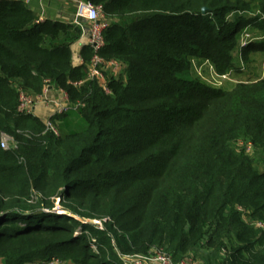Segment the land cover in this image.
I'll list each match as a JSON object with an SVG mask.
<instances>
[{
    "label": "trees",
    "instance_id": "obj_1",
    "mask_svg": "<svg viewBox=\"0 0 264 264\" xmlns=\"http://www.w3.org/2000/svg\"><path fill=\"white\" fill-rule=\"evenodd\" d=\"M89 1L110 21L101 57L123 66L105 73L109 93L85 81L90 47L74 66L78 28L0 0V264H125L154 250L264 264V78L225 89L192 76L200 60L231 73L264 0ZM250 47L264 54V40ZM45 82L84 105L52 118L57 134L18 111Z\"/></svg>",
    "mask_w": 264,
    "mask_h": 264
},
{
    "label": "built area",
    "instance_id": "obj_2",
    "mask_svg": "<svg viewBox=\"0 0 264 264\" xmlns=\"http://www.w3.org/2000/svg\"><path fill=\"white\" fill-rule=\"evenodd\" d=\"M76 3V17L73 25L81 31V38L76 43L77 49L73 51V63L74 66L78 67L83 65L84 61L82 59V49L84 47H90L93 50L94 56L88 67V74L85 81H97L100 83L101 87L106 93H109V89L106 82L105 73L109 70L115 75H119L123 66L116 62H106L100 55V52L105 47L104 32L108 28L110 21L105 16L104 9L102 6H96L92 4L89 0H74ZM42 18H38L37 23H43ZM227 76V75H226ZM226 76H223L226 78ZM85 81L77 84L81 85ZM55 90L50 85V82H45V88L42 95L39 96H29L24 93L20 96V106L18 111L23 115H35L36 107L43 105L51 109L50 116L44 120L45 125L48 130L58 133L56 128L52 125V118L55 116H62L71 111H77L80 107L84 105H73L70 103L68 95L62 91ZM9 142L15 147V141L12 137L4 135L2 138L1 146L3 149L8 150L10 146ZM240 146H244L247 151L252 150V144H245L244 142H239ZM96 225H103L101 222H96ZM127 264H175L168 254L163 251H154L149 256H126L122 258ZM187 261L182 262L185 264ZM45 264H64L59 260H52ZM188 264V263H187Z\"/></svg>",
    "mask_w": 264,
    "mask_h": 264
},
{
    "label": "rangeland",
    "instance_id": "obj_3",
    "mask_svg": "<svg viewBox=\"0 0 264 264\" xmlns=\"http://www.w3.org/2000/svg\"><path fill=\"white\" fill-rule=\"evenodd\" d=\"M260 16L262 15L260 14ZM247 17H248L247 20L248 22L245 21L242 30L239 31L238 33V39H237L238 44L236 50L233 53V65H232L231 73L228 74L226 78H224L223 76H219L215 74V71L213 70L210 63H208L205 60H200V61H193L192 76L202 77L211 86L216 88H225V89L232 88L233 86H235L240 82L253 80L256 79L257 77L264 78V54L260 53L258 50L250 49L251 44L263 42L264 40L263 35L258 29L259 24L264 20V18L261 17V19H259L257 22L256 14L247 15ZM231 21L234 22V18H231L230 22ZM37 108L38 106L36 107V109ZM73 112L71 111V113ZM52 125L55 128L58 127L54 124L53 120H52ZM8 145L12 146V142H9ZM261 171H264L263 167H261ZM54 212L60 215L67 214L73 216L69 212L64 211L62 209V206L59 205V203H57V208L54 210ZM76 218L81 220L82 222L90 223L94 225H96V222H98V221H92L91 223V221L86 222L79 217ZM154 251H158V250H154ZM191 262H192L191 264H197L193 259L191 260ZM64 264H69V263H64ZM127 264H131V263L128 262Z\"/></svg>",
    "mask_w": 264,
    "mask_h": 264
},
{
    "label": "crops",
    "instance_id": "obj_4",
    "mask_svg": "<svg viewBox=\"0 0 264 264\" xmlns=\"http://www.w3.org/2000/svg\"><path fill=\"white\" fill-rule=\"evenodd\" d=\"M23 1L35 13L38 18L43 21L61 22L68 25H73L76 17V3L74 0H18ZM77 49V44L72 50ZM54 90V89H53ZM55 93V91L53 92ZM49 110V112H48ZM51 109L43 105H39L36 109L35 116L45 120L50 116ZM191 264V260L187 261Z\"/></svg>",
    "mask_w": 264,
    "mask_h": 264
},
{
    "label": "water",
    "instance_id": "obj_5",
    "mask_svg": "<svg viewBox=\"0 0 264 264\" xmlns=\"http://www.w3.org/2000/svg\"><path fill=\"white\" fill-rule=\"evenodd\" d=\"M207 12V9H203V13L205 14ZM91 223H92V221H91Z\"/></svg>",
    "mask_w": 264,
    "mask_h": 264
}]
</instances>
